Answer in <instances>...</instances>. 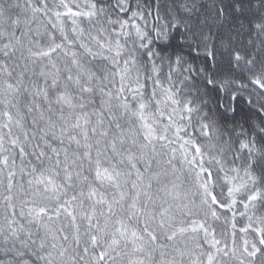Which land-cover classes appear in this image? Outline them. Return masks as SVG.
<instances>
[{
  "label": "snow or ice",
  "instance_id": "6c2138e0",
  "mask_svg": "<svg viewBox=\"0 0 264 264\" xmlns=\"http://www.w3.org/2000/svg\"><path fill=\"white\" fill-rule=\"evenodd\" d=\"M0 264H264V0H0Z\"/></svg>",
  "mask_w": 264,
  "mask_h": 264
},
{
  "label": "clouds",
  "instance_id": "9594fccd",
  "mask_svg": "<svg viewBox=\"0 0 264 264\" xmlns=\"http://www.w3.org/2000/svg\"><path fill=\"white\" fill-rule=\"evenodd\" d=\"M194 2H195V3H198V2H199V0H194Z\"/></svg>",
  "mask_w": 264,
  "mask_h": 264
}]
</instances>
